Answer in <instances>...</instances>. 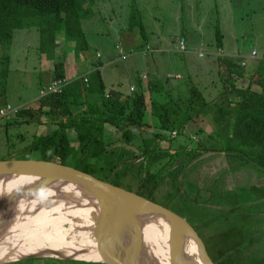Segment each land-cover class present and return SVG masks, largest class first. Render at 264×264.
Instances as JSON below:
<instances>
[{
    "label": "trees",
    "instance_id": "16d2710c",
    "mask_svg": "<svg viewBox=\"0 0 264 264\" xmlns=\"http://www.w3.org/2000/svg\"><path fill=\"white\" fill-rule=\"evenodd\" d=\"M91 1L0 0V108L8 104L2 99L8 88L15 30L40 27L39 48L53 57L55 49L62 45L61 31L68 41L80 38L85 41L82 24L91 18ZM216 36L218 39L222 36L219 28ZM141 38L138 50H143L148 43L143 32ZM88 47V43L78 42L74 50L79 54ZM215 61L222 85L212 99H206L196 86L191 85L185 91L182 84L169 85L170 75L161 80L157 74H149L146 80L144 75L137 74L134 89L130 91L107 89L99 69L88 75V82L83 77L68 81L62 91L39 98L36 105L17 106L20 109L16 115L28 117V123L33 120L44 123L42 117L46 116L56 125L46 134L36 136L25 152L38 151L42 160L72 166L169 208L176 205L175 200L183 198L182 194L189 199L183 187L184 172L197 173V165H205L206 159L216 156L214 152L225 154L233 173L250 169L262 179L264 62L249 65L243 63L241 56L224 54H216ZM63 78L66 79L64 56L55 60L53 80ZM148 106L154 120L159 121L154 122L158 130L144 136L142 130L152 127L151 121L145 120ZM205 118L210 119L212 129L207 131L206 125L200 127L201 134L206 136L203 147L183 144L171 151L161 146V141L170 137L171 132L183 134L188 125ZM72 132L77 139L75 145L70 136ZM117 132L123 142L116 139ZM208 152L210 155L204 156ZM186 179L189 180L188 176ZM168 184L171 188L163 190ZM219 189L213 187V199L219 195L216 192ZM240 198L242 201L236 196L230 204L206 210L211 199L208 198L202 202L203 210L198 211L200 223L193 224L216 264H264V182L243 185ZM62 217L84 235L78 225L70 223L74 221L72 218ZM36 259L7 264H28ZM71 263L89 264L78 260Z\"/></svg>",
    "mask_w": 264,
    "mask_h": 264
},
{
    "label": "rangeland",
    "instance_id": "374dc122",
    "mask_svg": "<svg viewBox=\"0 0 264 264\" xmlns=\"http://www.w3.org/2000/svg\"><path fill=\"white\" fill-rule=\"evenodd\" d=\"M91 2L93 3L89 5L93 11L89 15L91 18L85 20L84 25L82 24L84 31H87L85 41L81 38L74 42L68 41L62 31L59 39L63 45L76 46L78 42L80 45L88 43L100 50L102 55L100 67L107 89L115 87L130 91L132 90L130 86L134 84V76L137 74H147L146 80L150 78L149 74H157L161 80L170 75L169 85L182 84L181 88L185 91L191 85L196 86L199 91L203 92L206 99L214 98L218 95L222 83L216 72L218 66L213 57L216 54L211 55L207 49L218 52L216 41L218 28L224 36V49L228 55H243L250 59L251 65L264 62V0H92ZM40 31V27L36 26L15 30L10 48L8 88L6 96L2 99L3 102L24 107L36 105L38 99L41 98L40 90L47 84L44 70L47 63L42 65L41 58L45 59L47 55L36 48V45L41 43ZM124 31L135 35L136 41L141 42L140 36L143 32L148 44L155 47L152 48L154 49L153 56L149 53L143 55L142 52H137L135 55L122 57L115 46ZM182 37L195 50L202 48L201 51L206 52L205 56L200 57L199 51H180L179 45ZM93 51L95 52V49ZM253 51H256L255 56L252 55ZM71 56H73L71 52L66 54L67 58ZM27 119L26 116L16 114L0 116L1 162L40 159L38 151L29 154L25 152L26 148L36 136L46 134L56 125L46 116L42 117L44 123L41 124L36 120L28 123ZM154 119L155 116L151 114L150 106H148L145 120L151 121L152 127L142 130L144 136L151 135L153 130H158L154 122L159 121ZM209 120L206 118L195 120L196 122L187 126L183 134L169 132L170 137L161 141V146L165 149L171 148V151H175V148L183 144L189 147H203L206 143V136L201 134L200 127L206 125V130L210 131L212 124ZM70 136L75 145L77 143L75 135L72 133ZM118 138L123 142L117 132L116 139ZM214 153L216 156L212 155V159L210 157L206 159L205 165L201 167L197 165L199 168L197 173L184 172L183 187L184 192L188 193L186 198L189 199H185V195L182 194L183 198L175 200V206L169 205L171 209L186 217L194 225L200 223L198 211L203 210L202 202L207 201L208 198L211 199L204 209L207 210V207L217 209L222 204H230L236 196L241 200L243 185L251 182L259 184L264 182V178L260 179L258 175L255 176L250 169H241L233 173L225 154ZM29 155L31 157L26 158ZM208 155L210 152L204 156ZM157 168L158 165L154 166V170ZM8 169L20 170L19 167ZM187 176L189 180L186 179ZM197 184L200 186L201 191L199 192ZM214 186L220 188L216 190L219 195L215 199L212 198ZM169 188H171L170 184L164 186L163 190ZM42 252L45 251L33 250L29 246L13 242L0 246V262L5 261L2 264L16 263ZM140 256L145 259L144 254L140 253ZM34 258L37 259L28 264H72L71 258L63 256ZM72 260L87 261L89 264L99 262L92 259L72 258ZM150 261L149 263H153Z\"/></svg>",
    "mask_w": 264,
    "mask_h": 264
},
{
    "label": "bare ground",
    "instance_id": "6f19581e",
    "mask_svg": "<svg viewBox=\"0 0 264 264\" xmlns=\"http://www.w3.org/2000/svg\"><path fill=\"white\" fill-rule=\"evenodd\" d=\"M30 181V176L17 175L0 183V246L16 242L45 251L34 256L100 262L108 242L117 257H125L126 264H170V254L176 249L172 243L181 239L149 223L143 224L142 236L110 206L62 184L33 196L19 193L13 198V191ZM64 215L74 220L70 223L78 225L88 240ZM185 249L191 251L190 243Z\"/></svg>",
    "mask_w": 264,
    "mask_h": 264
},
{
    "label": "water",
    "instance_id": "95a60500",
    "mask_svg": "<svg viewBox=\"0 0 264 264\" xmlns=\"http://www.w3.org/2000/svg\"><path fill=\"white\" fill-rule=\"evenodd\" d=\"M18 167L20 170L17 171L8 169ZM17 175L18 177L19 175L30 176L32 181L13 191L14 196L19 193L33 196L52 187L54 184L68 186L84 196H92L99 203L113 208L126 223L133 225L142 236L143 224L149 223L168 232L169 235L175 238H180V242L173 241L172 243V246L176 249H172L169 259L170 264H216L208 251L206 242L186 217L135 191L128 190L95 175L82 172L72 166L58 164L53 161L42 159H25L24 161L12 162L0 161V183ZM13 198H17V196ZM189 243L192 249L187 252L185 248H187ZM180 244L183 245L182 253ZM107 245L108 242L104 245L105 256L100 262L104 264H126L125 257H117ZM3 262L5 261L0 262V264Z\"/></svg>",
    "mask_w": 264,
    "mask_h": 264
},
{
    "label": "crops",
    "instance_id": "0c3cea01",
    "mask_svg": "<svg viewBox=\"0 0 264 264\" xmlns=\"http://www.w3.org/2000/svg\"><path fill=\"white\" fill-rule=\"evenodd\" d=\"M85 20H88V19H85ZM84 21H83V25H84ZM85 32L87 33V31H85ZM140 37H139V39H140ZM216 41H217V47L222 50L221 54L228 55V53H226L225 49H224V36H223V34L220 37V39H218L216 37ZM219 43H220V45H222L221 47L218 46ZM118 44H121L125 49H132V48L136 49L137 47H139V44H141V41H136L135 35L127 34L126 31H124L120 35V41L118 42ZM117 45L115 46L116 48H117ZM147 45H149V44L147 43L146 46ZM39 47H40V45H36L37 49H40ZM74 47H75V45H63L62 44L55 49V53L53 54V57L47 56V58H50L49 60L47 58H45V59L41 58L42 65H43V63H45V64L47 63L45 69L42 66V69L45 70V75H46L45 81L47 82V84H49L54 79V63H55V60L60 58V57H63V56L65 58V63L67 66V68L65 70H66V79H68V81H72V80H75V79H78L81 77L84 78V76L88 77V75L91 72H93L97 69L101 70L100 58L102 55L100 54V50H98V48H95V46H93V45H89L88 48L81 50L79 54L78 53L76 54ZM187 47H188V50H193V51H199L202 49V48H197L195 50V48H193L191 46V44L188 42H187ZM94 49H95V52L93 51ZM137 50H138V48H137ZM207 50L209 51V53H211V55L213 53H215V54L217 53V50H214V51L209 50V49H207ZM138 51H140V50H138ZM70 52L72 53L73 56H71V58L70 57L67 58L66 54L70 53ZM138 53H140V52H138ZM43 54H45V53H43ZM142 54L148 55V52H142ZM151 54L153 56V53H151ZM213 57L215 60V55H213ZM241 57L244 59V61L246 63L248 62V64H250V62H249L250 59H247L243 55H241ZM251 60H253V59H251ZM110 61H112V59ZM110 61L108 63H110ZM72 67H74V68H72ZM101 73H102V71H101ZM145 76H147V74H144V77ZM132 86H133V84L130 86V88ZM215 93L217 95V92H215ZM19 106H23V105H19ZM73 135H74V133H73Z\"/></svg>",
    "mask_w": 264,
    "mask_h": 264
},
{
    "label": "built area",
    "instance_id": "2783aa9c",
    "mask_svg": "<svg viewBox=\"0 0 264 264\" xmlns=\"http://www.w3.org/2000/svg\"><path fill=\"white\" fill-rule=\"evenodd\" d=\"M117 49L119 50V53L122 57H126L127 55H130V54H135L138 51L136 49L126 50L122 45H117ZM179 49H180V51L181 50L182 51L188 50L187 42H186L184 37H182L180 40ZM151 50H152V47L150 45H147L142 51L140 50L138 52H148ZM221 53H222V50L218 49V52L216 54H221ZM198 54L200 57H204L206 52L203 50L202 51L199 50ZM252 55L255 56L256 51H253ZM243 63L245 64V61ZM84 80L86 82H88V77L84 76ZM67 83H68V80L64 79V78L53 80L50 84H48L47 86H45L41 89L40 97H44V96L50 95L52 93H57V92L62 91L63 87L66 86ZM131 89L133 90L134 87L132 86ZM19 109H20V107L13 106L12 104L8 103L7 105L0 108V116L15 115L18 113ZM176 133L177 132L174 131V134H176Z\"/></svg>",
    "mask_w": 264,
    "mask_h": 264
},
{
    "label": "clouds",
    "instance_id": "9594fccd",
    "mask_svg": "<svg viewBox=\"0 0 264 264\" xmlns=\"http://www.w3.org/2000/svg\"><path fill=\"white\" fill-rule=\"evenodd\" d=\"M132 49H134V48H132ZM126 50H131V49H126ZM137 50V49H136Z\"/></svg>",
    "mask_w": 264,
    "mask_h": 264
},
{
    "label": "flooded vegetation",
    "instance_id": "af4514ba",
    "mask_svg": "<svg viewBox=\"0 0 264 264\" xmlns=\"http://www.w3.org/2000/svg\"><path fill=\"white\" fill-rule=\"evenodd\" d=\"M29 258H31V257H29ZM32 258H34V257H32ZM71 260H72V259H71ZM71 260H70V261H71Z\"/></svg>",
    "mask_w": 264,
    "mask_h": 264
}]
</instances>
